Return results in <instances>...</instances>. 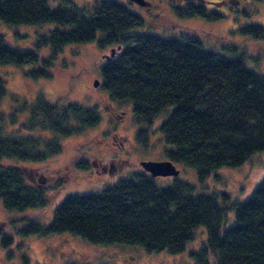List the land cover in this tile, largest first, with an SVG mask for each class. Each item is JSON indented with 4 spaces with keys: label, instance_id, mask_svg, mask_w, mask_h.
I'll use <instances>...</instances> for the list:
<instances>
[{
    "label": "trees",
    "instance_id": "1",
    "mask_svg": "<svg viewBox=\"0 0 264 264\" xmlns=\"http://www.w3.org/2000/svg\"><path fill=\"white\" fill-rule=\"evenodd\" d=\"M64 3L50 8L48 0H0L5 25H55L37 34L30 48H10L0 36V65L35 66L25 77L48 80L58 65L66 66L59 57L67 47H116L118 53L101 66L102 88L109 101L129 102L134 124L146 126L136 131L142 146L152 121L171 109L157 129L165 159L192 167L201 182L213 170L237 167L264 153V75L247 68L242 58L227 57L196 37L179 40L138 31L141 19L112 0H88L82 7ZM182 11L190 17L202 8L186 4ZM241 32L261 40L264 27L249 24ZM5 95L0 78V102ZM60 100L50 103L38 96L17 131L0 127V199L5 210L20 215L17 220L27 221L21 236L65 233L94 245L174 255L201 226L206 240L191 253L194 264H264V174L248 199L230 203L223 192L196 193L180 180L158 187L148 173H136L95 194L66 197L46 224L22 217L44 210L49 193H58L65 184L46 188L28 179L25 168L3 162L47 161L61 153V139L81 135L100 121L95 107ZM74 168L87 169L83 162ZM1 242L10 245L12 238L3 235Z\"/></svg>",
    "mask_w": 264,
    "mask_h": 264
},
{
    "label": "rangeland",
    "instance_id": "2",
    "mask_svg": "<svg viewBox=\"0 0 264 264\" xmlns=\"http://www.w3.org/2000/svg\"><path fill=\"white\" fill-rule=\"evenodd\" d=\"M69 1L82 7L88 0ZM112 1L123 5L141 19L138 31L179 40L199 38L206 47L227 57H240L247 68L264 75V35L263 39L254 40L241 32L249 24L264 27V0H230L233 11L217 9L220 16H224L212 12L215 14L209 16L218 18L209 22L200 18L181 19V10L173 9L177 0H146V6H138L129 0ZM64 4V0H48L50 8ZM54 27L51 23L9 26L0 22V36L10 48H30L37 34L46 33ZM115 48L101 49L96 43L67 47L59 57V60L66 61V66L60 69L58 65L53 70V77L48 80L25 77V73L35 66L0 65V78L6 89V95L0 102V127L5 131L18 130L28 118L29 106L38 96L50 103L61 98L62 104L78 103L95 107L100 116L97 126L81 135L61 139L62 151L58 156L42 163L3 162L25 168L28 179L46 188H51L56 182H62L63 186L65 184L58 193H49V202L44 210L27 211L21 214L22 217L38 218L39 224H46L55 207L66 197L95 194L121 179L143 173L140 166L142 161L166 160L163 139L157 129L171 109L163 111L152 121L144 147L137 141L136 131L146 126L134 124L129 102L109 101L102 88L101 66L118 53ZM95 81H98L97 86H94ZM27 133L21 131V134ZM80 162L87 167L86 170L74 168ZM174 166L179 170L176 177H155L154 184L164 187L180 180L193 186L196 193H226L231 203L248 199L261 181L264 153L252 155L240 166L213 170L203 182L197 179L192 167L180 163H174ZM232 217L233 213H230L228 225L232 224ZM20 218L16 212L5 210L0 199V264H194L191 253L206 240L205 228L197 227L183 251L172 255L167 251L148 252L136 246L94 245L65 233L44 237L21 236L19 231L27 221L17 220ZM3 235L12 238V246L2 245Z\"/></svg>",
    "mask_w": 264,
    "mask_h": 264
},
{
    "label": "flooded vegetation",
    "instance_id": "3",
    "mask_svg": "<svg viewBox=\"0 0 264 264\" xmlns=\"http://www.w3.org/2000/svg\"><path fill=\"white\" fill-rule=\"evenodd\" d=\"M179 3V5H178ZM236 3V1H235ZM188 5V4H191V5H194V6H199L202 8V13L201 14H194V13H189L191 15H187V16H190V17H186V16H183L185 12H183V8L185 5ZM173 5H177L178 8L181 9V16L180 18L181 19H192V18H200V19H203V20H206V21H210L211 19H216L218 17H213V16H209V14H212L214 15L215 13H212V12H215L217 9H225L226 12H232L233 11V8H231L230 6L232 5V2L230 0H216V1H210V0H177L176 2H174ZM174 9V8H173ZM209 11L208 13H204V11ZM216 13L220 16L219 12L216 11ZM209 16L208 18H205ZM224 15H221L220 17H223ZM179 36V35H178Z\"/></svg>",
    "mask_w": 264,
    "mask_h": 264
},
{
    "label": "water",
    "instance_id": "4",
    "mask_svg": "<svg viewBox=\"0 0 264 264\" xmlns=\"http://www.w3.org/2000/svg\"><path fill=\"white\" fill-rule=\"evenodd\" d=\"M139 6H146L145 0H129ZM98 81L94 82V86H97ZM140 166L144 172L148 173L152 178L155 177H176L179 174V170L176 169L174 164L169 160L162 161H142Z\"/></svg>",
    "mask_w": 264,
    "mask_h": 264
}]
</instances>
